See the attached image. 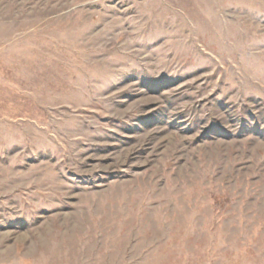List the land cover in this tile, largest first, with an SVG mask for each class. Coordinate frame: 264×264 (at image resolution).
I'll use <instances>...</instances> for the list:
<instances>
[{
	"label": "rangeland",
	"instance_id": "374dc122",
	"mask_svg": "<svg viewBox=\"0 0 264 264\" xmlns=\"http://www.w3.org/2000/svg\"><path fill=\"white\" fill-rule=\"evenodd\" d=\"M0 264H264V0H0Z\"/></svg>",
	"mask_w": 264,
	"mask_h": 264
}]
</instances>
